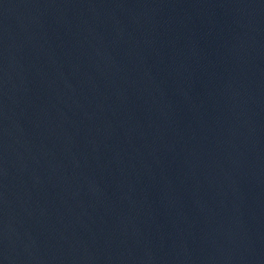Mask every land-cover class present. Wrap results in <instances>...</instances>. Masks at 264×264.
<instances>
[{"label":"water","instance_id":"1","mask_svg":"<svg viewBox=\"0 0 264 264\" xmlns=\"http://www.w3.org/2000/svg\"><path fill=\"white\" fill-rule=\"evenodd\" d=\"M0 264H264V0H0Z\"/></svg>","mask_w":264,"mask_h":264}]
</instances>
